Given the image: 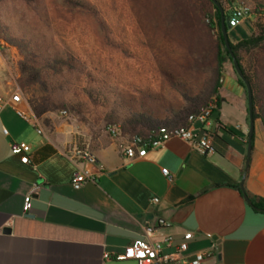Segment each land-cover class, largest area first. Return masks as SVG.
Wrapping results in <instances>:
<instances>
[{
	"label": "crops",
	"instance_id": "obj_1",
	"mask_svg": "<svg viewBox=\"0 0 264 264\" xmlns=\"http://www.w3.org/2000/svg\"><path fill=\"white\" fill-rule=\"evenodd\" d=\"M15 51L11 48L12 55ZM10 74L0 47L1 92L16 87ZM219 93L221 106L205 129L214 139V154L172 137L130 159L115 140L101 138L91 144L96 178L80 189L72 185L77 164L67 154L75 125L45 113L35 126L6 107L0 113V264H135L115 256L130 244L169 235L174 243L166 251L178 258L191 259L215 245V254L203 264H264V212L251 207L240 188L248 150L247 90L228 63ZM20 108L33 112L27 101ZM46 118L53 119L51 126ZM202 130L198 125L197 133ZM21 142L31 146L29 163L12 152ZM244 185L250 197L264 198L260 119ZM188 231L193 237L178 252Z\"/></svg>",
	"mask_w": 264,
	"mask_h": 264
},
{
	"label": "rangeland",
	"instance_id": "obj_2",
	"mask_svg": "<svg viewBox=\"0 0 264 264\" xmlns=\"http://www.w3.org/2000/svg\"><path fill=\"white\" fill-rule=\"evenodd\" d=\"M89 1L103 12L112 29L111 38L122 48L105 42L92 16L64 6L61 0H0V17L14 30L20 25L28 33L43 36L59 49H69L81 59L83 70L68 76L62 93L82 104L83 112L73 114L62 110L48 114L75 125L72 146L91 148L92 142L105 137L118 144L132 141L122 134L114 137L109 131L105 115L113 107L125 111L129 102L135 101L139 109L144 102L145 107L163 117L182 105L181 86L194 89L200 77L191 55L195 30L172 19L170 12L162 9L163 0ZM238 2L248 6L253 17L228 30L232 43L249 38L259 18L254 0H222L221 3L228 9ZM14 49L15 55L11 49L4 52L9 60L10 80L29 103V98L40 96L42 91L38 87L26 91L20 86L18 61L21 57L17 48ZM227 63L234 69L231 62L227 60ZM89 70L92 76L87 75ZM88 88L101 92L108 100L102 97V103L95 104L86 94ZM45 121L49 126L53 123V119Z\"/></svg>",
	"mask_w": 264,
	"mask_h": 264
},
{
	"label": "trees",
	"instance_id": "obj_3",
	"mask_svg": "<svg viewBox=\"0 0 264 264\" xmlns=\"http://www.w3.org/2000/svg\"><path fill=\"white\" fill-rule=\"evenodd\" d=\"M254 1V10L259 18L254 22L253 34L237 43L231 42V46L252 86L255 120L260 119L264 125V0ZM61 2L64 6L92 16L103 33L105 42L122 48L111 38L112 29L98 6L89 0ZM162 6V9L170 12L172 19L195 30L191 55L193 67L200 78L194 89L181 86L182 105L163 117L145 107L144 102L138 109L135 101L129 102L128 110L113 107L106 113L105 120L109 127H116L123 136L131 140L141 139L146 144L158 138L161 128L188 127L190 116L199 114L204 108L214 105L213 113L217 112L222 101L219 91L223 85L222 76L227 60L233 65L224 42L221 14L212 0H163ZM18 28L17 31L14 30L0 17V47L4 48L5 53L11 48L19 51L20 86L26 91L36 87L42 91L40 96L29 98L36 117L62 110L81 114L82 104L62 93L68 76L83 70L81 59L69 49H59L43 36L28 33L20 25ZM235 74L246 89L244 81L236 72ZM87 75L92 76L90 70ZM85 91L95 104L102 103L103 98L108 100L106 95L94 89L88 88ZM251 199L255 207L264 209V198L251 196Z\"/></svg>",
	"mask_w": 264,
	"mask_h": 264
},
{
	"label": "built area",
	"instance_id": "obj_4",
	"mask_svg": "<svg viewBox=\"0 0 264 264\" xmlns=\"http://www.w3.org/2000/svg\"><path fill=\"white\" fill-rule=\"evenodd\" d=\"M225 16L229 21L230 28L237 27L245 20H251L253 14L248 6L242 2L233 4L230 8L225 9ZM26 102L22 91L19 88H10L5 92L0 91V113L8 106L15 109L17 114L25 119L27 122L38 126V118L32 111L25 112L20 108V105ZM214 105L204 108L199 114L192 115L189 118L190 125L181 128H161L159 136L153 142L148 144L143 143L141 139H134L130 142L119 143L121 151L130 159L144 157L149 148L161 147L164 143L172 137L181 138L189 142L193 148L200 153L209 155L216 152V146L212 135L205 129L210 125V118L214 111ZM65 113V112H63ZM200 125L205 131L204 135L198 139L197 126ZM112 136L119 137L121 132L116 127H109ZM38 132L41 133V128L38 127ZM8 134V131L5 130ZM12 152L21 157L24 163L30 162L29 153L31 146L28 143L21 142L14 144ZM70 159L77 164V170L72 177V185L75 189H80L88 182L95 180V174L92 167L97 164V157L89 146L74 145L67 150ZM168 175V170L164 171ZM34 192V191H33ZM30 192L25 197V210L28 211L31 206L32 194ZM153 202H159V198H153ZM151 231V229H149ZM193 237V232L188 231L184 235V241L181 242L176 249L178 252L184 251L188 246V241ZM173 236H166L163 240L145 239L134 244L126 246L125 250L115 256V260L134 261L135 264H203L205 260L215 254L216 246L213 245L210 250L206 252H199L191 259L178 258L173 253L167 252V248L173 247ZM105 259H111V255L106 253Z\"/></svg>",
	"mask_w": 264,
	"mask_h": 264
},
{
	"label": "water",
	"instance_id": "obj_5",
	"mask_svg": "<svg viewBox=\"0 0 264 264\" xmlns=\"http://www.w3.org/2000/svg\"><path fill=\"white\" fill-rule=\"evenodd\" d=\"M212 1L216 4V6L218 7L220 14H221V28H222V32H223L224 42H225V46H226L227 50L229 51V53L231 55L234 70L237 73V75L244 81L246 89H247L248 112H249L248 150H247L245 174H244L243 179L240 183V188L243 192L244 198L247 201V203L251 207H253L254 209L259 210L261 212H264V209H260V208L255 207V205L253 204V201H252L251 197L249 196V194L247 193V191L245 189V185H244L245 179H246V173H247V170L249 168L250 161H251L252 150H253V139H254V135H255V125H256V120L254 117L253 90H252L251 83L247 79L245 73L243 72V69L240 66V63H239L237 57L235 56V54L233 52V49L231 46V41H230L229 35H228V30L230 29V26H229V21H228L227 17L225 16V9H224L221 1H219V0H212ZM223 80H224V76H222V82H223ZM204 133H205L204 130L200 131L198 134V139H200L204 135Z\"/></svg>",
	"mask_w": 264,
	"mask_h": 264
}]
</instances>
